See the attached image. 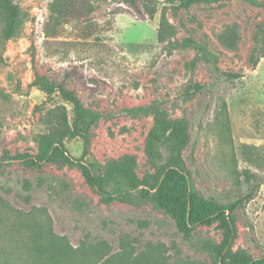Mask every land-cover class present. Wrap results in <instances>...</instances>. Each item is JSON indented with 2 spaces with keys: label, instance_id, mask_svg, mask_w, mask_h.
Returning a JSON list of instances; mask_svg holds the SVG:
<instances>
[{
  "label": "rangeland",
  "instance_id": "1",
  "mask_svg": "<svg viewBox=\"0 0 264 264\" xmlns=\"http://www.w3.org/2000/svg\"><path fill=\"white\" fill-rule=\"evenodd\" d=\"M51 1L15 0L21 14L11 39L0 13V264H37L27 243V220L49 223L47 234L74 264H135L136 257L223 264L217 249L228 232L220 221L200 224L186 237L170 212L149 198L105 204L78 164L65 158L41 167L24 162V156L40 155L39 135L58 124L53 110L65 106L70 121L74 115L59 92L48 95L31 85L37 73L76 90L101 115L89 129L87 151L82 137L70 135L64 140L67 154L99 165L133 155L135 172L152 192L168 149L154 165L146 148L154 116L127 109L156 103L172 117H187L184 158L199 194L223 202L243 198L234 212L237 234L226 251L263 256L264 53L256 66L249 56L254 33L264 27V0L169 8L177 34L164 44L158 41L160 9L151 19L143 8L107 0L56 28ZM158 1L162 6L166 0ZM89 24L92 34L84 38ZM228 27L240 35L236 50L220 43ZM187 39L194 43L184 46Z\"/></svg>",
  "mask_w": 264,
  "mask_h": 264
},
{
  "label": "trees",
  "instance_id": "2",
  "mask_svg": "<svg viewBox=\"0 0 264 264\" xmlns=\"http://www.w3.org/2000/svg\"><path fill=\"white\" fill-rule=\"evenodd\" d=\"M104 1L107 0H52L49 4V18L57 28L90 15ZM117 1L137 9L143 8L151 19L160 9L158 41L164 44L177 34L175 26L167 17L169 8L178 10L199 2L209 3L219 0H166L162 6L158 0ZM0 13L6 21L5 37L11 39L19 29L20 5L15 0H0ZM90 27L89 24L84 29V38L91 36ZM254 39L255 45L249 60L256 66L264 53V27L262 24L254 33ZM219 40L225 48L236 50L239 47L240 35L234 27H228L221 32ZM192 43H194L192 40L187 39L184 46H189ZM198 59L199 56L193 60V64ZM31 85L38 87L48 95L59 92L63 101L72 105L74 115L70 121L65 106L53 110L52 112L59 119L58 124L53 125L49 132L39 135L40 155L37 157L24 156L25 163L41 167L45 161L56 162L65 158L71 165L78 164L82 168L86 180L99 193L101 201L105 204H111L114 201L137 204L140 197L149 198L157 206L170 212L176 220L178 230L186 237L193 236L196 227L200 224L210 223L214 220L220 221L228 232L226 241L217 249V258L221 259L223 264H264V255L254 257L246 250L226 251V248L231 245L232 238L237 234L234 212L242 203L243 198L223 202L215 196L207 198L199 194L184 158V151L190 141V121L187 117H172L156 103L127 109L135 116L140 113H149L154 116V124L149 131L146 146L149 160L154 165H158V161L162 158L163 151L161 150L168 149V156L162 164L160 183L158 187H155L156 191L152 192L135 172L138 161L133 155L127 154L118 160L108 161L104 165L84 160L83 157L79 159L68 155L64 140L70 135L82 137L85 141V152L87 151L90 143L89 129L95 121L99 120L100 113L87 108L76 90L69 89L63 83H58L47 75L37 73ZM101 169L104 170V173H101ZM137 191L139 194H136ZM32 221L27 220L25 226L28 229L31 226V235L28 237L27 243L34 261L37 264V261L41 259L52 264H74V259H71L65 248L54 242L47 234L49 223L33 222L31 224ZM50 231L51 229H49V233ZM133 261L135 264L162 263L158 260L151 261L146 257H136L133 258Z\"/></svg>",
  "mask_w": 264,
  "mask_h": 264
}]
</instances>
